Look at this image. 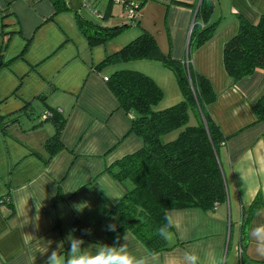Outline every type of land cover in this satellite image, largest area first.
Here are the masks:
<instances>
[{"label": "crops", "instance_id": "obj_1", "mask_svg": "<svg viewBox=\"0 0 264 264\" xmlns=\"http://www.w3.org/2000/svg\"><path fill=\"white\" fill-rule=\"evenodd\" d=\"M65 1L69 10L55 13L50 0H0V264H47L53 251L59 264H68L70 232L83 241L79 254L115 248L138 264H264V232L255 233L264 227V205L251 217L243 247L240 232L243 208L257 195L264 201V119L257 120L252 109L264 97V68L231 85L223 63L237 15L256 23L264 0H217L215 33L190 54L193 69L216 94L208 113L226 138L218 159L227 200L211 211L168 210L172 247L154 254L131 231L117 242L106 235L104 217L126 192L106 169L143 146L106 78L120 70L151 78L162 91L153 111L183 97L173 73L159 61L95 67L142 31L153 35L163 53L184 59L200 0ZM131 1L140 3L138 25L90 47L77 14L120 25L127 22L125 3ZM45 112L63 121L62 148L53 153L44 144L56 124L51 116L41 119ZM79 205L82 212L75 210ZM61 241L63 249L57 247Z\"/></svg>", "mask_w": 264, "mask_h": 264}, {"label": "trees", "instance_id": "obj_2", "mask_svg": "<svg viewBox=\"0 0 264 264\" xmlns=\"http://www.w3.org/2000/svg\"><path fill=\"white\" fill-rule=\"evenodd\" d=\"M54 12L68 11L65 0H50ZM217 0H200L195 11L187 54L176 60L170 52L163 53L153 35L142 31L140 36L121 50L107 56L95 69L120 62L150 59L162 63L177 82L183 100L160 111H153L162 98V91L148 76L138 71L114 72L106 83L119 106L130 116V131L140 136L143 146L109 166L106 171L124 188L125 194L104 217L106 235L117 242L125 231H131L150 251L170 249L168 235L174 232L166 212L172 209L197 207L211 211L226 202L227 192L218 150L226 138L208 113L216 99L210 81L195 72L190 54L214 35L218 19H213ZM137 3L136 14L140 3ZM104 26L77 14V24L90 47L100 45L121 34L138 18ZM235 35L223 47L224 68L231 85L241 78L264 68V15L250 23L237 15ZM252 109L257 120L264 119V97ZM52 113L56 124L53 136L45 141L51 153L62 148L59 141L63 121ZM190 116L194 124L190 125ZM176 136L165 141L171 132ZM10 205L5 199H1ZM264 205L257 195L243 208L241 225L242 247L246 244L247 227L253 214ZM13 214V212L11 213ZM115 226L114 229L110 226ZM241 247V249H243Z\"/></svg>", "mask_w": 264, "mask_h": 264}, {"label": "clouds", "instance_id": "obj_3", "mask_svg": "<svg viewBox=\"0 0 264 264\" xmlns=\"http://www.w3.org/2000/svg\"><path fill=\"white\" fill-rule=\"evenodd\" d=\"M84 209V205L76 206L75 210L77 212H82ZM114 229V225L110 226ZM264 232V227H260L255 229V233L259 235V233ZM67 241H71L72 247L68 253L69 259L68 264H138L136 259L131 255L120 254L115 248L108 254H100V255H84L79 254L78 245L82 244V240H77L74 235L70 232L67 236ZM64 241L58 243L57 247L63 249ZM103 247V245H101ZM58 253L56 251L52 252L51 257H49L47 264H59L57 260ZM196 257L192 256V260L195 262Z\"/></svg>", "mask_w": 264, "mask_h": 264}, {"label": "built area", "instance_id": "obj_4", "mask_svg": "<svg viewBox=\"0 0 264 264\" xmlns=\"http://www.w3.org/2000/svg\"><path fill=\"white\" fill-rule=\"evenodd\" d=\"M137 7V3L136 2H127L125 3V9H126V18H138V14H136L135 10ZM51 116L50 112H45L44 114H42L41 119H46L48 117ZM242 255V249L238 250V256L240 257Z\"/></svg>", "mask_w": 264, "mask_h": 264}, {"label": "rangeland", "instance_id": "obj_5", "mask_svg": "<svg viewBox=\"0 0 264 264\" xmlns=\"http://www.w3.org/2000/svg\"><path fill=\"white\" fill-rule=\"evenodd\" d=\"M189 124L190 125L194 124V119L192 118V116H190V123ZM177 132L178 131L171 132L170 134L166 135L163 139L165 141L171 140V139H173L176 136Z\"/></svg>", "mask_w": 264, "mask_h": 264}]
</instances>
